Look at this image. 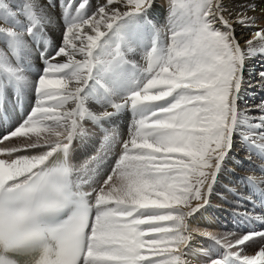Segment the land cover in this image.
Here are the masks:
<instances>
[{
  "label": "snow or ice",
  "instance_id": "6c2138e0",
  "mask_svg": "<svg viewBox=\"0 0 264 264\" xmlns=\"http://www.w3.org/2000/svg\"><path fill=\"white\" fill-rule=\"evenodd\" d=\"M231 3L169 0L158 27L154 0H64L58 18L55 0H0V110L34 99L0 130V264H264V231L198 224L237 147L264 161V115L239 109L247 63L264 59V0ZM89 126L98 147L77 162ZM193 233L208 242L195 260Z\"/></svg>",
  "mask_w": 264,
  "mask_h": 264
},
{
  "label": "bare ground",
  "instance_id": "6f19581e",
  "mask_svg": "<svg viewBox=\"0 0 264 264\" xmlns=\"http://www.w3.org/2000/svg\"><path fill=\"white\" fill-rule=\"evenodd\" d=\"M17 3L20 0H16ZM64 0H58L56 8L50 9V12L54 17H59L60 3ZM104 0H90L93 8L98 4L103 3ZM247 0H232L230 7H238L241 4L246 3ZM253 2L259 4L260 0H253ZM169 0H154V8L152 10V19L158 27H163L166 23L168 15ZM251 14V13H250ZM259 15V13H257ZM241 34V35H240ZM51 35L54 37L56 44L61 42V29L58 25H53L51 29ZM240 35V36H239ZM237 37L241 41L242 45L245 40L252 39V34L249 31L237 28ZM142 63V61H141ZM35 66L38 71L43 67L41 61H36ZM264 72V59L259 57L251 59L247 63V67L244 74V87L242 94L239 99V109L242 114H247L251 118H259L264 113L261 112V107H264V89L261 88L260 84V73ZM31 106H34V99L31 97H25L23 102V112L20 113L18 110L19 105L14 102H10L5 110L7 116L3 118L0 114V130L7 129L11 124L20 120L28 111ZM131 122L129 115H125L123 118H119L116 121L117 130L122 139H128V128ZM90 136L82 142L77 143V151L75 158L77 162H83L89 156L93 155L98 147L100 140V131L98 129L89 126ZM7 143V142H6ZM235 149V156L238 159L226 162L225 167L222 169L217 184L214 186L211 194V205L206 213L199 222V226L203 229L204 225L206 228L216 227L218 231L216 234H232L240 235L242 230H256L264 231V227L261 226L259 221H252L249 223L244 220L243 217L264 216L263 205H264V172L259 169L258 174H245L246 166L241 164V155L239 149ZM119 151V149H116ZM255 159L260 160L257 155L253 154ZM246 157V156H245ZM115 156L114 154L109 157L105 166L102 168L101 175L106 178V175L111 171V166ZM252 158V157H251ZM254 162V161H253ZM257 162V161H256ZM262 168V167H259ZM248 176L255 177L256 187L246 188L245 181L241 178ZM197 225H193L195 228ZM208 230V229H207ZM211 231V230H210ZM193 255L192 259H196L195 253L197 252L196 246L203 243L201 237L196 233H193ZM205 242V241H204Z\"/></svg>",
  "mask_w": 264,
  "mask_h": 264
},
{
  "label": "rangeland",
  "instance_id": "374dc122",
  "mask_svg": "<svg viewBox=\"0 0 264 264\" xmlns=\"http://www.w3.org/2000/svg\"><path fill=\"white\" fill-rule=\"evenodd\" d=\"M58 0H55V2H57ZM63 2H61L60 3V5L62 4ZM241 35V34H240ZM239 35V36H240ZM51 37H52V39L54 40V37H53V35H51ZM34 71H38V69H37V67L35 66V68H34ZM121 137V136H120ZM122 138V137H121ZM97 149V148H96ZM240 149V151H241V148H239ZM240 155H241V158L242 159H240V161H244V165L246 166V169H245V171H243L242 173H245V174H248V175H251V174H258L259 173V169H261V168H259V167H262V166H264V161H262V160H254L255 159V157H254V155H252V158L251 159H248L247 157H245V154L243 153V152H240ZM254 158V159H253ZM254 161V162H253ZM257 161V162H256ZM250 172H251V174H250ZM204 228H206V226L204 225ZM207 229L210 231H212V232H216V231H218L217 230V228L216 227H211V228H208L207 227ZM214 230H216V231H214ZM243 231L244 230H242V233H243ZM249 231H251V229H249ZM256 231V230H255ZM200 239H202V241H203V243L201 244V245H197L196 246V248L197 249H199V248H201V247H206L207 246V243L208 242H206L205 240H204V238L203 237H201ZM205 241V242H204ZM250 251H255V250H250Z\"/></svg>",
  "mask_w": 264,
  "mask_h": 264
}]
</instances>
